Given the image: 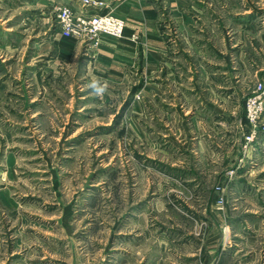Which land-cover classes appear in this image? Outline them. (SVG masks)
Masks as SVG:
<instances>
[{
    "label": "rangeland",
    "instance_id": "374dc122",
    "mask_svg": "<svg viewBox=\"0 0 264 264\" xmlns=\"http://www.w3.org/2000/svg\"><path fill=\"white\" fill-rule=\"evenodd\" d=\"M189 1L120 75L61 35L82 0H0V264H264V0Z\"/></svg>",
    "mask_w": 264,
    "mask_h": 264
},
{
    "label": "crops",
    "instance_id": "0c3cea01",
    "mask_svg": "<svg viewBox=\"0 0 264 264\" xmlns=\"http://www.w3.org/2000/svg\"><path fill=\"white\" fill-rule=\"evenodd\" d=\"M111 14L125 23L123 38L120 40L102 37L100 49L95 59L90 62L89 68L99 73H124V61L132 63L128 58H135V49L124 47L131 45L128 41L130 35H138L142 48L139 51L144 56L150 55L152 61H163L168 52L164 39L160 34L158 12L155 0H108ZM172 12L176 24L181 26L186 20L183 9H189V0H161ZM243 20V19H241ZM181 28V27H180ZM124 49L129 53H124ZM125 55V56H124ZM125 58V59H124ZM145 61V60H144ZM158 63V62H157ZM157 63L152 64L156 66ZM152 72H155L152 70Z\"/></svg>",
    "mask_w": 264,
    "mask_h": 264
},
{
    "label": "built area",
    "instance_id": "2783aa9c",
    "mask_svg": "<svg viewBox=\"0 0 264 264\" xmlns=\"http://www.w3.org/2000/svg\"><path fill=\"white\" fill-rule=\"evenodd\" d=\"M57 24L62 36L89 40L97 46L101 36L115 39L122 38L124 22L107 11L105 3L100 0H82L80 10L74 12L69 7L57 10ZM264 103V86H258V93L249 98L246 103L247 116L255 123L262 112ZM252 137H246L251 141Z\"/></svg>",
    "mask_w": 264,
    "mask_h": 264
}]
</instances>
